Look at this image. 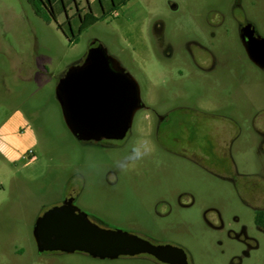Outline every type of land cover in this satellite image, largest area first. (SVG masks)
<instances>
[{"label": "rangeland", "instance_id": "1", "mask_svg": "<svg viewBox=\"0 0 264 264\" xmlns=\"http://www.w3.org/2000/svg\"><path fill=\"white\" fill-rule=\"evenodd\" d=\"M54 1L58 17L47 23L25 13V1L0 0V124L20 109L38 135L40 159L26 171L0 158V264H160L149 255L101 260L39 253L38 218L69 197L99 226L178 246L189 264H264V230L255 223L256 211L264 210V68L251 60L230 19L225 38L210 28L221 14H240L264 38V0H134L120 19L109 14L76 43L59 29L67 15L62 0ZM131 11L145 12L144 22L125 25ZM72 23L77 31L79 22ZM64 29L71 36L70 26ZM200 37L203 51L196 47ZM94 43L137 80L151 108L200 103L214 110L189 114L188 135L176 142L158 138L154 127L143 133L150 113L144 109L123 142L79 141L56 87ZM194 55L227 56L230 71L249 77L213 72L193 93ZM235 103L244 119L237 125L222 120L226 105ZM136 147L146 150L142 158L133 159Z\"/></svg>", "mask_w": 264, "mask_h": 264}, {"label": "water", "instance_id": "2", "mask_svg": "<svg viewBox=\"0 0 264 264\" xmlns=\"http://www.w3.org/2000/svg\"><path fill=\"white\" fill-rule=\"evenodd\" d=\"M253 33L249 27L245 29V47L251 60L264 68V39ZM56 96L69 130L81 142L123 140L144 107L137 80L101 43H94L84 61L59 80ZM34 239L39 253L82 252L101 260L150 255L166 264H189L187 253L178 246L157 245L93 223L73 199L38 218Z\"/></svg>", "mask_w": 264, "mask_h": 264}, {"label": "crops", "instance_id": "3", "mask_svg": "<svg viewBox=\"0 0 264 264\" xmlns=\"http://www.w3.org/2000/svg\"><path fill=\"white\" fill-rule=\"evenodd\" d=\"M22 1H25V3H27V5L29 6V8L25 10L26 14L28 13V11L31 14L32 13L36 14V12L33 10V8L31 7V5L28 3L27 0H17V2H20V3H22ZM85 1H86V5H83L82 0H63L64 6H63V11L61 12H64L67 15V19L75 17L77 14H79V12L80 14L84 15L90 12V10L97 17H101L103 16V14H110L114 16L115 18L120 19L123 14L128 12L129 7L130 5H132L134 0H127V1H124V0H85ZM54 5L56 6L55 2H54ZM0 14H4V13L0 12ZM128 14L129 15H127V17L124 15V18H123L125 19L123 20V23L127 26L139 25V24H142L145 20V17L143 18L141 15V14H146L145 12L139 13V12L131 11ZM76 21L79 22L78 18L76 19ZM79 25L80 23L78 24L77 28L79 27ZM210 28L211 30L214 29L213 23H211ZM202 39L203 38L200 37L198 40H196L197 41L196 47L200 51H203ZM194 56H197V55H194ZM198 56H202V55H198ZM83 61L84 60L80 61L79 63L75 65H79ZM192 63H193V60H192ZM192 68L193 69L188 74V78L193 84V79L195 77L204 76L205 74L201 72L200 74L202 75H198V72L200 71L196 72L194 65H192ZM183 75L184 73H182L181 76ZM192 91L193 93H195L193 86H192ZM141 98H142V92H141ZM142 102L144 103V107L142 108V110L144 109L150 112V113H147V115L145 116L146 118L145 120H147V124L145 123V125L141 127L143 133H145V135H148V134H151L150 128H152L154 125V123L149 122V121L155 117L158 119L159 115L163 114L165 110H161V111L155 110L151 108V106L148 105L145 102V100L144 101L142 100ZM191 106L192 105H189L188 107H182V110H181V112L186 116V118H188V120H191V121L200 111L207 112V111H210L209 109L214 110L212 105L211 107H209V105L201 104L200 109L196 111L191 110L190 109ZM204 109H207V111H205ZM225 109L226 108L223 109L224 112H225ZM189 114L191 115L192 119H190V117L188 116ZM224 114L225 113L222 114V120H227L230 123L232 122L233 125H237V122L227 119ZM236 116L237 118H239L238 113ZM191 121L186 126V130L181 134L180 139L177 141H180L181 138L186 137L188 135ZM241 121H244V119H241ZM38 144H39V138H38L36 131L32 127L26 115L20 109H15L14 111H12L10 114H8L5 117V119L0 124V158H2L5 162H7L9 166L17 168L18 166L21 165L22 169L27 171V170H30L36 167L37 165H40V159L35 155V151H34L35 148H37Z\"/></svg>", "mask_w": 264, "mask_h": 264}, {"label": "flooded vegetation", "instance_id": "4", "mask_svg": "<svg viewBox=\"0 0 264 264\" xmlns=\"http://www.w3.org/2000/svg\"><path fill=\"white\" fill-rule=\"evenodd\" d=\"M90 13H92L91 10H90V12H88L86 14H90ZM81 15H83V14H81ZM228 19H230L232 21L233 25L236 27L238 34H239L238 40L241 41L244 46H245V43H244L243 35H244L245 29L247 27H249L250 30L254 31V33H253L254 37H256L259 40L264 39L257 34V31L254 29V27L250 23H248L247 21H245V19L243 20V18L240 17V14H221L220 21L218 23H213V26H214L213 30L216 32L220 31L222 34V37L225 38V35H226L225 31L226 30L229 31V29H227L228 28V22H227ZM223 32H224V34H223ZM215 40H218L216 38V35H215V39L213 41H215ZM238 62H239V60H238ZM229 63H231V61L229 60V58L227 56H213V55L209 56V57L194 56L193 65L195 67L196 72L200 71V72L205 74L204 76H197L193 79L194 92L199 93L198 91L200 89V85H203L205 83L208 84L209 82H211L213 80L212 75H211L213 72L216 73L218 77H221L224 73H226L223 76H227L226 78H228V77H230V75H229L230 72L234 73L233 75H231V78L232 77L236 78V76H237L238 79L243 80L246 77H249V73L247 74L244 70H240L237 72L236 71H230L231 68H230ZM238 81L240 82V80H238ZM226 83H228V82H226ZM230 83H231V81H230ZM228 85H229V83H228ZM200 106H201L200 103H195V104L193 103L192 106L190 107V109L193 111H196V110L200 109ZM236 107H237L236 103L233 105L228 104L226 109H225L224 115L226 116L227 119H230L232 121L237 122V124H240L241 119H240L239 114H238L239 118H237V116H236L237 115V112L235 110ZM181 110H182V107L169 108V109L165 110V112L163 114L159 115V118L157 119V124L153 125L154 131L156 129L158 138H160L163 141H173V142H176L177 140L180 139L181 134L186 130V126L191 121V120H188V118H186V116L181 112ZM204 110L207 111V109H204ZM145 121H147V120H145ZM131 129H132V127H131ZM131 129L129 130V132L131 131ZM129 132H128V134H129ZM128 134H127V136H128ZM127 136L123 140H103V141H108V142H113V143L123 142L127 138ZM103 141H101V142H103ZM67 199H73V203H75V200H76L75 197H69ZM62 204H60V205H62ZM60 205H58V206H60ZM89 219L93 223H95L94 220H92L91 218H89ZM259 228H261V227H259ZM262 230H264V229H262ZM151 257L156 262H158L160 264H166V263L160 262L159 260H157L153 256H151ZM188 260H189V258H188Z\"/></svg>", "mask_w": 264, "mask_h": 264}, {"label": "trees", "instance_id": "5", "mask_svg": "<svg viewBox=\"0 0 264 264\" xmlns=\"http://www.w3.org/2000/svg\"><path fill=\"white\" fill-rule=\"evenodd\" d=\"M28 3L31 5L33 10L36 12V14L42 18L47 23H51V19H57L58 17V11L56 6L54 5V0H49V4H46L45 0H27ZM127 1V0H124ZM63 2V0H62ZM64 4V2H63ZM42 5H45L46 11L43 8ZM64 6V5H63ZM109 14H103L101 17L95 16L93 13L81 15L80 12L73 18H68L64 24L69 25L71 28V36L67 34V32L64 29V24H59L58 27L61 29L64 34L67 36V38L70 40L71 43H76L79 41L80 36L82 33L88 29L90 26L96 24L98 21L105 19ZM78 18L79 20V27L77 31H75L73 27V21ZM255 222L256 224L264 229V210H259L255 214Z\"/></svg>", "mask_w": 264, "mask_h": 264}, {"label": "clouds", "instance_id": "6", "mask_svg": "<svg viewBox=\"0 0 264 264\" xmlns=\"http://www.w3.org/2000/svg\"><path fill=\"white\" fill-rule=\"evenodd\" d=\"M133 151H134V157H133V159L142 158L143 155L146 154V150L145 151H142L140 147L134 148Z\"/></svg>", "mask_w": 264, "mask_h": 264}]
</instances>
